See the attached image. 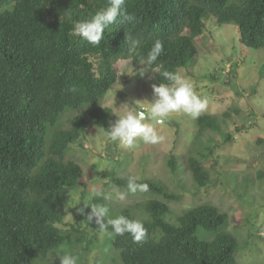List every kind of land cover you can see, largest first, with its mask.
<instances>
[{
  "label": "trees",
  "instance_id": "obj_1",
  "mask_svg": "<svg viewBox=\"0 0 264 264\" xmlns=\"http://www.w3.org/2000/svg\"><path fill=\"white\" fill-rule=\"evenodd\" d=\"M0 6V264H34L65 243L56 227L60 209L70 188L83 178L79 165L64 160L65 152L82 134L96 133L87 117L102 127L113 122L112 111L101 102L117 82V61L140 65L159 39L162 55L156 64L145 66L155 72V82L168 83L160 76L163 70L191 73L188 65L198 54L194 40L209 19L235 25L245 48L264 50V0H126L125 8L136 21L118 18L98 46L72 30L75 22L107 8L108 0H0ZM125 33L140 41L134 51L124 43ZM84 107L86 113L73 118L69 128L59 127L66 111ZM196 126V139L206 131L220 133L214 115H200ZM230 140L229 135L224 138ZM200 157L191 155L187 161L197 188L209 183ZM167 166L176 172L174 157ZM126 180L112 177L110 182L126 188ZM137 182L147 183V192L162 200L145 204L144 242L133 243L128 234L111 237L121 264H237L236 238L217 233L225 223L218 208H192L171 225L164 220L170 211L166 202H176L179 196L160 182ZM121 215L133 219L126 210ZM197 229L217 234L212 241H202Z\"/></svg>",
  "mask_w": 264,
  "mask_h": 264
},
{
  "label": "rangeland",
  "instance_id": "obj_2",
  "mask_svg": "<svg viewBox=\"0 0 264 264\" xmlns=\"http://www.w3.org/2000/svg\"><path fill=\"white\" fill-rule=\"evenodd\" d=\"M205 24L203 34L194 40L198 54L196 61L188 65L191 73L185 69L176 73L207 101L201 115L216 116L220 133L206 131L196 139V119L172 113L163 125L145 121L162 138L158 144L146 145L137 140L134 147L126 148L110 141L105 131L130 107L147 111L146 102H134L153 100L152 85H158L155 72L144 65L117 61V82L101 102L103 108L112 111L113 122L107 121L102 127L87 117L96 133L82 134L65 152L64 160L83 170L82 181L70 188L60 209L61 223L56 225L65 243L46 259L36 258L34 264H60L57 253L75 256L77 264H121L110 246L112 236L99 233L94 223L89 225L77 213V208L93 191H111L115 186L110 182L112 177L129 176H136L137 181L160 182L179 196L176 202H166L170 211L164 220L168 224L177 225L178 217L195 207L218 208L225 223L217 233L224 231L236 238L237 264H264V50L242 46L235 25H217L213 19ZM86 111V107L66 111L59 127L69 128L70 121ZM227 135L231 140L224 142ZM197 154H201L209 175V183L203 188H197L187 168L188 157ZM170 157L175 160L174 173L167 166ZM93 199L106 203L99 197L88 199V203L93 204ZM152 199L162 200L149 192L129 194L124 202L108 204L107 218H116L126 210L131 218L144 222L148 219L145 204ZM217 233L197 229L196 236L209 242Z\"/></svg>",
  "mask_w": 264,
  "mask_h": 264
},
{
  "label": "clouds",
  "instance_id": "obj_3",
  "mask_svg": "<svg viewBox=\"0 0 264 264\" xmlns=\"http://www.w3.org/2000/svg\"><path fill=\"white\" fill-rule=\"evenodd\" d=\"M126 0H108V7L96 12L91 18L77 21L73 26V34L87 41L93 46H98L103 38L105 29L115 24L120 19L121 22L134 23L136 17L127 12L125 8ZM124 43L129 45V51H134L140 44L138 39L125 33ZM164 51L163 42L155 40L148 51L146 57H141V64L147 68L156 64L158 57ZM157 67H160L157 65ZM168 83L152 85L154 99L151 101L134 102L137 105L147 104V111L143 107L129 108L128 111L117 118L105 131L107 138L112 142H119L126 148L135 146L137 140L146 145H155L161 141L154 126L145 123L146 120L153 121L156 125H163L172 113H184L193 120L198 119L207 107V101L201 99L194 91L189 81L182 78L178 73L163 70L160 72ZM75 91V89H72ZM136 176H129L126 180V190L122 191L113 186L111 191H93L91 198L99 197L106 203L89 204L86 199L81 207L77 208V213L84 216L85 221L95 224L101 234L110 236H131L133 243H142L147 236V228L144 222L139 219H129L124 215L116 218H107L110 203H120L127 200L129 194L144 193L149 190L147 183H138ZM90 209V211H86ZM107 218V219H106ZM111 228V232H109ZM60 264H77V258L73 255L57 253Z\"/></svg>",
  "mask_w": 264,
  "mask_h": 264
}]
</instances>
